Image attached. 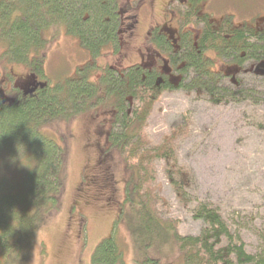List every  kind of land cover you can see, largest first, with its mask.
I'll return each mask as SVG.
<instances>
[{"label":"trees","instance_id":"obj_1","mask_svg":"<svg viewBox=\"0 0 264 264\" xmlns=\"http://www.w3.org/2000/svg\"><path fill=\"white\" fill-rule=\"evenodd\" d=\"M203 1L170 0L169 14L178 15L177 6L180 14L171 20L173 26L159 23L149 28L148 57L122 70H103L95 79L91 62L105 48L116 51L126 20L132 17L129 10L122 13L119 0H0V264H26L39 230L60 209L68 147L57 124L96 109L105 100L113 110V122L99 160L105 167V184L99 188L113 178L112 146L131 153L126 163L133 175L126 183L112 234L96 246L93 263L127 264L117 236L118 224L124 221L136 264H264V250L248 252L221 213L207 203L195 209V217L208 226L199 235L180 234L178 221L159 213L141 168L147 156L140 153L138 127L143 128L163 92L189 86L218 103L245 95L238 78L244 70L256 68L255 74H264V25L237 24L231 15L215 21L202 8ZM63 31L88 54L89 61L74 76L42 81L49 76L51 43ZM209 52L228 68L210 69L204 58ZM16 66L25 69L24 75L15 73ZM16 79L30 86L26 91L16 89L12 84ZM136 101H142V106L134 107ZM172 142L166 140L155 153L173 166ZM185 177L184 173L170 178L179 197ZM98 179L93 176L90 185L98 186Z\"/></svg>","mask_w":264,"mask_h":264},{"label":"rangeland","instance_id":"obj_2","mask_svg":"<svg viewBox=\"0 0 264 264\" xmlns=\"http://www.w3.org/2000/svg\"><path fill=\"white\" fill-rule=\"evenodd\" d=\"M119 1L122 13L129 10L134 18L126 20L116 51L105 48L91 62L94 65L90 72L95 79L108 68L122 70L146 59L149 28L159 23L173 26L172 21L180 14L178 6V15L169 14L170 0ZM201 6L215 21L231 15L237 24L264 25V0H204ZM173 8L176 10V6ZM2 50L0 45V53ZM208 54L210 58L207 54L204 58L210 69L228 68L216 54ZM88 61V54L79 50L75 40L63 31L51 43L46 63L49 76L42 81L53 83L52 79L74 76ZM255 69L238 75L245 95L234 100L225 98L212 103L207 94H198V89L189 90V86L163 92L143 128L138 127L137 137L142 145L140 153L147 156L141 166L146 172V186L163 218L177 220L182 235H199L208 225L195 217V209L207 203L241 237L247 251L256 254L264 250V74H255ZM14 71L18 75L25 73L21 66ZM6 83H11L7 75ZM12 84L25 91L30 86L17 79ZM109 103L105 100L96 109L57 124L68 147L66 190L60 209L39 230L26 264H94L96 246L112 234L126 183L133 174L126 163L131 153L112 146L109 170L113 178L102 190L99 188L105 184V167L99 165V160L113 122ZM140 106L142 101H136L134 107ZM166 140H173V166L155 153ZM184 173L186 182L179 197L170 178ZM93 176H99L98 186L90 185ZM117 236L127 264H136L126 222H119ZM172 257L176 259L175 254Z\"/></svg>","mask_w":264,"mask_h":264},{"label":"flooded vegetation","instance_id":"obj_3","mask_svg":"<svg viewBox=\"0 0 264 264\" xmlns=\"http://www.w3.org/2000/svg\"><path fill=\"white\" fill-rule=\"evenodd\" d=\"M179 38H177V40H178Z\"/></svg>","mask_w":264,"mask_h":264}]
</instances>
